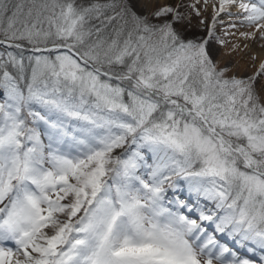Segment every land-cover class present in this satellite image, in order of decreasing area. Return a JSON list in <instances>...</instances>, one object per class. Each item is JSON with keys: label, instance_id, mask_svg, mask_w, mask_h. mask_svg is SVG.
Wrapping results in <instances>:
<instances>
[{"label": "snow or ice", "instance_id": "snow-or-ice-1", "mask_svg": "<svg viewBox=\"0 0 264 264\" xmlns=\"http://www.w3.org/2000/svg\"><path fill=\"white\" fill-rule=\"evenodd\" d=\"M0 264H264V0H0Z\"/></svg>", "mask_w": 264, "mask_h": 264}, {"label": "rangeland", "instance_id": "rangeland-1", "mask_svg": "<svg viewBox=\"0 0 264 264\" xmlns=\"http://www.w3.org/2000/svg\"><path fill=\"white\" fill-rule=\"evenodd\" d=\"M194 31H195L196 34H198V35H202V34H203L199 29H195ZM241 55H242V54H241Z\"/></svg>", "mask_w": 264, "mask_h": 264}]
</instances>
